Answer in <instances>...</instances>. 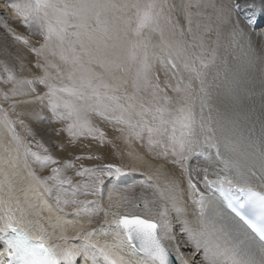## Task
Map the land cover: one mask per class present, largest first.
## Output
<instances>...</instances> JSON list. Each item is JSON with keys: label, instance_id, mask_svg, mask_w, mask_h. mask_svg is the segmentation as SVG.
<instances>
[{"label": "snow or ice", "instance_id": "snow-or-ice-1", "mask_svg": "<svg viewBox=\"0 0 264 264\" xmlns=\"http://www.w3.org/2000/svg\"><path fill=\"white\" fill-rule=\"evenodd\" d=\"M239 7L238 0H0V32L31 55L0 64V126L11 134L0 153V264H264V134L257 150L256 139L229 127L216 83L228 48L255 39L264 52V26L239 20ZM21 105L40 107L17 112ZM24 116L55 123L68 145L81 138L103 145L107 133L96 120L138 139L163 159L154 174L140 173L139 186L155 199H115L137 187L117 185L138 171L117 163L80 165L75 175L86 179L73 184L63 172L76 165L35 140ZM30 157L55 165L51 174L38 176ZM85 158L102 157H75ZM21 160L34 182L28 191L54 196L51 205L41 200L51 231L29 219L15 195ZM212 165H223L215 180ZM161 177L163 188L154 182ZM69 190L95 199H69Z\"/></svg>", "mask_w": 264, "mask_h": 264}, {"label": "bare ground", "instance_id": "bare-ground-1", "mask_svg": "<svg viewBox=\"0 0 264 264\" xmlns=\"http://www.w3.org/2000/svg\"><path fill=\"white\" fill-rule=\"evenodd\" d=\"M238 1L241 3V8L246 9L245 14L249 15V18L247 19H252V21H254L257 25L264 26V0ZM238 19L246 23V21L242 20L239 16ZM12 26L15 31L17 30L19 33L20 31H23V34H28L24 28L19 27L16 24H13ZM256 30L259 31V28L257 27ZM17 52H20L22 55H24L26 60L31 59V55L27 52L23 45H18V43L13 41L4 32H0V59H12L15 57ZM223 55L225 63L221 67V75L216 83L219 86L218 90L223 109L225 110L226 114L231 117V123L229 127H234L235 131L245 139L251 135L253 139L257 140L258 150L259 137L264 134V52L261 51V46L255 41V39H253L251 46L245 43L239 48H228L227 51H224ZM103 124L106 125L105 123L100 122V125L104 126ZM35 130L41 141H43V143L54 152L56 157L60 159H70L66 152H71L73 149L77 148L65 144V150H57L55 145L60 144L58 141L60 138L55 135L53 129L50 128V125L45 126V124H37L35 126ZM105 132L110 138L113 139L112 141L116 145L117 142L115 140L120 135V133L115 132L110 126L107 127ZM88 144L90 150L92 149V151L96 153L102 152L105 148L104 145L102 147L99 146V142L97 141L95 143L91 141L89 143L88 141ZM124 145L127 156L130 157L134 167H140L142 170L153 174L157 168L164 167L162 158L154 159L152 154L147 153L146 147H144L139 142H136L133 137H129V142ZM241 148L243 150V144L241 145ZM200 163H204L203 159H201ZM84 165L91 167L97 164H94L92 161H87L84 163ZM222 167L223 165H212L209 168V179L215 180L216 177L212 173L218 171ZM142 170L139 171L145 172ZM72 174L75 181H80L76 178L77 175L74 173ZM220 174L223 175L224 173L221 172ZM13 175L20 176L24 181L25 186L22 190H20L21 193H25L27 197L33 200H38L40 204L41 200L47 201L46 196H42L40 199H37L32 191H28L29 185L33 184V182L29 179V175L24 169L20 168L17 173ZM142 179L143 177L138 175V172L130 173L127 178H121L122 182L117 185L118 189L125 188L128 185H132L133 183H136L137 187L129 192L117 191L113 193L114 198L119 199L121 196H127L130 200L138 201L140 203H143L144 199H148L149 201L155 199L152 188L139 186V181ZM154 182H158L162 188L164 187L163 177H161L159 181H155L154 179ZM184 187L186 189V184ZM200 187L203 190L202 184ZM185 198H187L186 192ZM49 199L53 201L54 196ZM104 202H107V192L104 194ZM47 203L49 202L47 201ZM42 209L45 215V225L41 220L38 219L39 217L32 213H27L28 218L38 219L40 223L44 225V227L51 231V225H49L47 221L50 213L47 211V209L43 207ZM66 211L71 213L72 206L71 209L67 208ZM215 213L217 215H227V213L224 212V210L220 207L215 209ZM17 215L19 216L18 213ZM66 219L74 220L76 217L69 215L66 217ZM84 220L86 221L87 218H84ZM92 226L96 227L97 225L93 224ZM68 235H72V230L70 228L68 229ZM72 242L75 243L77 241L74 240Z\"/></svg>", "mask_w": 264, "mask_h": 264}, {"label": "rangeland", "instance_id": "rangeland-1", "mask_svg": "<svg viewBox=\"0 0 264 264\" xmlns=\"http://www.w3.org/2000/svg\"><path fill=\"white\" fill-rule=\"evenodd\" d=\"M170 2H172V0H170ZM175 2H179V0H175ZM244 10H246V9H244ZM209 11H210V9H209ZM4 18H5V14L4 13H0V20H3ZM248 18H249V16H248ZM17 32L19 33V31H17ZM22 32L23 31H20V34L25 35V36L28 35V34L27 35L23 34ZM30 39H32L33 43H35V41H36L35 38L30 37ZM18 45H21V44L18 43ZM4 60H5L4 58L0 59V64H2L4 62ZM3 107L8 108L9 107L8 103H6V102L3 103ZM39 107H40L39 105H32V106L31 105L30 106L21 105V106L17 107L16 111L17 112H21V111H24V112L39 111ZM21 118H23L25 120L26 124H31L32 125L33 131H34V134H35V137H34L35 140H41L40 137L38 136L36 130H35V126L37 124H39V123H37L36 121H34L33 119H31L28 116H24V117H21ZM94 122L97 124L98 127L103 128L104 131H106L107 127H109V126L112 128L111 125H109V126L107 124L106 125L103 124L104 126L100 125L101 121H99V120L98 121L96 120ZM44 124H45V126L49 125L47 123H44ZM16 127H17V131L20 132L21 135L25 134L24 133V129L22 127H20L18 124H17ZM56 127H58V125H56L55 123L50 125V128H52V129L56 128ZM55 135L58 138H60V140H58L60 142V144H68V137L66 135H59L58 136L56 133H55ZM129 137L130 136H127L126 134L124 136L119 135L117 137V139L115 140L117 142V144L115 145L114 142L112 141L113 139L110 138L107 135L106 142L103 144L104 147H105L103 149V151H102L103 153L102 152L96 153V152L92 151V149L90 150L88 141H89V143H90V141L95 143L96 140H92V139H88V138H81V139H78V140L74 141L69 146L77 147V148L73 149L71 152L67 151L66 153L68 154V156L70 158L68 160H72V162L76 165V167L67 169L66 171L63 172V175H65L67 177H70L72 179L73 184L83 181L86 178L85 177H81V176H76V178L79 179L80 181H75L73 179V176H72L73 174L72 173L75 174V172L80 169V165H84V163L87 162V161H92L94 164H97V165L98 164L99 165H103V164H107V163H117V164H120V165L125 166V167H134V165H132L130 157L127 156V152L125 151L126 149H125V145L124 144L129 142ZM10 138H11V134L10 133H5L4 130H3V127L0 126V153H3L4 144ZM127 139H128V141H127ZM134 140L136 142H139L140 144H142L138 139L134 138ZM107 141H111V143H108ZM103 145H101L99 143V146L102 147ZM33 151L34 152H38L41 155H45L43 149L42 148H37L35 145H33ZM52 154L54 155V157H56V155L54 154L53 151H52ZM151 154L153 156L156 155L155 152L151 153ZM89 155H91L93 157L100 156L102 158L101 159H91V160L86 159V158L85 159H81V160H76L75 159L76 156L87 157ZM56 158L60 159L58 157H56ZM60 160L63 163L67 159H60ZM29 165L31 166L32 169H34L36 171V174L38 176L50 175L51 174L50 173L51 167L55 166V165H49L48 168H46V169L42 168L39 164L34 162V158H32V157L29 158ZM97 165H94V166H91V167H95ZM84 167L91 168L90 166H87V165H84ZM135 167L137 168V166H135ZM20 168L24 169L29 175V168L24 166V163H23L22 160H21V163H20L19 167L13 170V174H16L17 171ZM137 169H138V171H136L135 173L138 172V175H140L141 171H139V170H142V169L140 167H138ZM142 171H145V170H142ZM145 172L148 173L147 171H145ZM145 172H143V173H145ZM132 173H134V172H132ZM148 174H153V173H148ZM0 179H3L2 176H0ZM29 179L33 182L32 177L30 175H29ZM12 180H13V184H14L15 195L20 200V206L23 209H25L26 213H32V214L35 215L36 212H39V216H37V217H39L38 219L41 220L42 223L45 225V215H44V211H43V209L41 207L40 202L38 200H33V199L27 197L25 193H21L20 192V190H22L24 188V186H25L24 185V181L21 179L20 176L13 175L12 176ZM33 184H34V182H33ZM80 191L83 192L84 190L80 189ZM66 194H67L69 199H79V200H92V199H95V197L85 196L83 194H81L79 196H73L71 190H69ZM46 199L49 202L48 204L51 205L53 203V201L51 199H49L48 196H46ZM29 205H32L33 207L30 208ZM68 208L71 209V205L68 206Z\"/></svg>", "mask_w": 264, "mask_h": 264}]
</instances>
